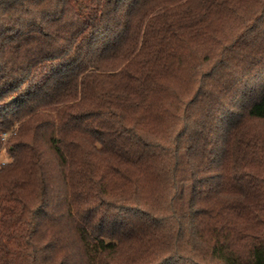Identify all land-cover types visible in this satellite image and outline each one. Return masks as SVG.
<instances>
[{
    "label": "trees",
    "instance_id": "trees-1",
    "mask_svg": "<svg viewBox=\"0 0 264 264\" xmlns=\"http://www.w3.org/2000/svg\"><path fill=\"white\" fill-rule=\"evenodd\" d=\"M0 264H264V0H0Z\"/></svg>",
    "mask_w": 264,
    "mask_h": 264
},
{
    "label": "rangeland",
    "instance_id": "rangeland-1",
    "mask_svg": "<svg viewBox=\"0 0 264 264\" xmlns=\"http://www.w3.org/2000/svg\"><path fill=\"white\" fill-rule=\"evenodd\" d=\"M10 160V157L8 156V154L6 153L5 150H3L0 154V163L3 162H8Z\"/></svg>",
    "mask_w": 264,
    "mask_h": 264
}]
</instances>
